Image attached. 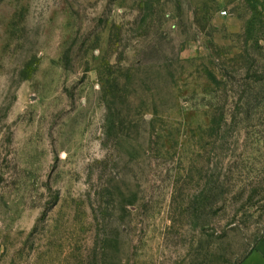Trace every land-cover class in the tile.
I'll list each match as a JSON object with an SVG mask.
<instances>
[{
  "label": "rangeland",
  "instance_id": "rangeland-1",
  "mask_svg": "<svg viewBox=\"0 0 264 264\" xmlns=\"http://www.w3.org/2000/svg\"><path fill=\"white\" fill-rule=\"evenodd\" d=\"M263 239L264 0H0V264Z\"/></svg>",
  "mask_w": 264,
  "mask_h": 264
},
{
  "label": "crops",
  "instance_id": "crops-1",
  "mask_svg": "<svg viewBox=\"0 0 264 264\" xmlns=\"http://www.w3.org/2000/svg\"><path fill=\"white\" fill-rule=\"evenodd\" d=\"M243 264H264V239L257 244Z\"/></svg>",
  "mask_w": 264,
  "mask_h": 264
}]
</instances>
